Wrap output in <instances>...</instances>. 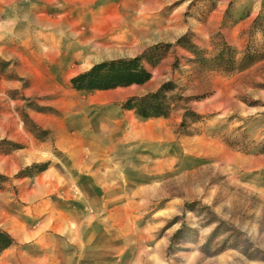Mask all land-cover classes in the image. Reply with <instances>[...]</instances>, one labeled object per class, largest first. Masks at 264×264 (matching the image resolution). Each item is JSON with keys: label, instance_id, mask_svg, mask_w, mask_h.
Masks as SVG:
<instances>
[{"label": "rangeland", "instance_id": "rangeland-1", "mask_svg": "<svg viewBox=\"0 0 264 264\" xmlns=\"http://www.w3.org/2000/svg\"><path fill=\"white\" fill-rule=\"evenodd\" d=\"M0 6L24 52L37 54L71 93L64 121L74 137L69 150L55 144L62 126L42 127L25 111L46 106L21 97L16 107L49 152L0 173V229L16 227L28 257L48 264L58 236L57 242L67 239L59 250L77 251L81 264H264V0H0ZM78 33L115 46L82 56ZM136 55L151 72L142 86L70 84L96 62ZM160 87L168 115L140 118L124 106ZM98 91L124 98L92 102ZM24 146L0 139V153Z\"/></svg>", "mask_w": 264, "mask_h": 264}, {"label": "crops", "instance_id": "crops-1", "mask_svg": "<svg viewBox=\"0 0 264 264\" xmlns=\"http://www.w3.org/2000/svg\"><path fill=\"white\" fill-rule=\"evenodd\" d=\"M7 11L0 6V139H6L15 143L25 144L23 148L14 150L10 153H0V173L15 172L22 165L30 164L37 161L34 157L47 155L48 148L44 143H40L24 126V122L19 117V112L16 107L22 105L24 98H36L39 105L46 106L45 112L38 111L32 108H26L30 119L40 124L42 127H59L63 131V139L61 136L55 140L58 147L70 149L74 137L67 133L64 127V121L68 117L71 108L67 106L66 99L71 95L70 91L64 88L62 83H58L56 77L47 73L45 65L38 62V55L25 53L21 43L17 41L15 31L7 29ZM25 16V13H22ZM30 19H34L33 15H29ZM16 20L18 16L16 15ZM38 21H44L43 17H36ZM15 21V20H14ZM15 23V22H13ZM14 28V27H13ZM103 27H97L96 31H102ZM15 29V28H14ZM78 33L77 44L83 49L79 51L80 55L93 58L96 55H104L105 49L114 48V43L102 40L100 37L95 40L91 39L95 34ZM89 43L91 45H89ZM59 56V55H58ZM8 61L10 62L8 64ZM26 84H22L23 78ZM145 84V83H143ZM143 84H131L127 87H139ZM65 91L66 95L58 98H53L57 91ZM127 94V93H126ZM45 99H37L44 98ZM50 97V98H49ZM124 95L114 91H98L92 102L104 103L111 100L123 99ZM55 110L61 113L55 115ZM29 158V161H24L23 158ZM55 232L61 233L60 220L55 221ZM12 236L14 243L0 252V264H38L37 258L25 254L21 244L23 242L22 235L16 227L5 228ZM58 237V236H57ZM57 237L53 242L58 246L54 259L48 264H81L79 254L76 251L63 252L61 247L66 244L62 238L57 242ZM59 238V237H58ZM70 241V239H69ZM36 243V242H34ZM59 250V251H57ZM36 261V262H35Z\"/></svg>", "mask_w": 264, "mask_h": 264}, {"label": "trees", "instance_id": "trees-1", "mask_svg": "<svg viewBox=\"0 0 264 264\" xmlns=\"http://www.w3.org/2000/svg\"><path fill=\"white\" fill-rule=\"evenodd\" d=\"M151 78V72L142 63V56L136 55L130 58H119L103 60L92 64L87 70L80 72L70 78L71 86L76 90L109 89L131 84H143ZM160 87L154 92L134 96L127 99L124 106L134 110L140 118L166 116L170 105L165 100ZM32 164L30 167H35ZM45 164L39 168L44 169ZM186 206L188 203L185 204ZM180 231L177 229L170 238ZM14 243L12 236L0 229V252Z\"/></svg>", "mask_w": 264, "mask_h": 264}]
</instances>
